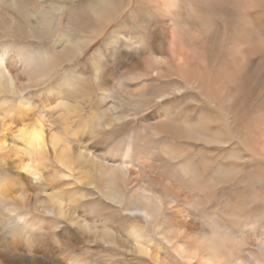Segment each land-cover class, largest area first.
Here are the masks:
<instances>
[{
    "label": "bare ground",
    "instance_id": "bare-ground-1",
    "mask_svg": "<svg viewBox=\"0 0 264 264\" xmlns=\"http://www.w3.org/2000/svg\"><path fill=\"white\" fill-rule=\"evenodd\" d=\"M138 2L83 72L104 5L0 0V264H264V0Z\"/></svg>",
    "mask_w": 264,
    "mask_h": 264
},
{
    "label": "rangeland",
    "instance_id": "rangeland-1",
    "mask_svg": "<svg viewBox=\"0 0 264 264\" xmlns=\"http://www.w3.org/2000/svg\"><path fill=\"white\" fill-rule=\"evenodd\" d=\"M91 1H93V2H95V0H90V2ZM98 1H101V2H103V3H108V0H98ZM120 1H122V0H120ZM138 1H140V0H131V8H130V10L129 11H127L126 13H123V15L122 16H120L118 19H117V21L115 22H113L114 24L112 25L111 24V21H107L106 19H104L103 20V22H102V27H100V29L99 30H96V31H102V33H101V35L96 39V43H95V46L93 47V48H91V49H89L88 51H87V53H86V55H84V57L83 58H81L78 62H76V63H74L73 65H69V66H65V68L64 69H67V71H69V70H71L72 68H73V66L75 65L76 67H82V71L83 72H85V70L83 69V68H87L86 67V65L88 66V69H91L90 67H89V61H91V58H92V56L96 53V52H100L102 55H103V57L105 58V61H106V64H107V69L106 70H108L109 72L110 71H112L116 66H115V64H116V62H113V63H111V58H109V56L107 55L108 54V47H106V45H105V43H106V41L108 40V38L111 36L110 34H112L114 31H116V30H118V29H121V30H123V28H120V26H121V24L122 23H124V26H125V28L126 27H130V28H133V31L134 32H130L129 30H127V29H125V31H123V32H125V33H133V34H137V35H139V36H141L142 35V32L140 31V30H136V28L134 27V25H135V23H134V21H133V19H132V14H134V11L136 10V8L139 6V5H142V4H140ZM79 3H80V1L78 2V1H75L74 3H72V4H65V6H64V10H65V13H64V16L67 14V12H72L73 11V13L75 12V10H78V8H80L81 6V9H83V7H85V1H84V3L83 4H81L80 3V6H79ZM97 5H102V3H95V5L94 6H96L97 7ZM66 8V9H65ZM76 8V9H75ZM70 9H72V10H70ZM138 9V8H137ZM130 15V16H129ZM83 16V17H82ZM82 16H79V17H77L78 18V20L79 21H81V25H82V23H83V26L85 25V26H87V25H89V23H90V25H92L91 23H93V21L92 22H87L88 21V19H87V17L85 16V15H82ZM82 17V18H81ZM85 17V18H84ZM84 19V20H83ZM85 22H87V23H85ZM115 29V30H114ZM112 32V33H111ZM125 50V49H124ZM122 52H124V51H122ZM127 54V53H126ZM102 57V59H104ZM84 65V66H83ZM78 67V69H80ZM87 71V70H86ZM105 71H103V73H104ZM102 76L104 77V76H106V74L104 75V74H102ZM85 78V77H84ZM78 90L80 89L81 90V88H77ZM90 89H92V91H94V93H93V98H94V100H93V102H95L96 101V103L98 104V106H100L99 105V96H100V91H99V89H98V87H97V83H94V84H92V86L90 87ZM73 103V102H72ZM95 103V104H96ZM149 113V111H146V112H142V113H140L139 115H137V116H135V117H131L130 118V122H131V120H132V122H134L135 123V126H134V128L133 129H130V130H127V129H124V128H121V129H119L115 134H114V137H113V139H114V144L116 145V143L118 142V141H124V140H127L128 138H130V137H132V135L135 133V132H137L140 128H141V120H142V118L145 116V115H147ZM130 114H132V113H130ZM141 220H142V218H141ZM143 221V220H142ZM144 223V222H143Z\"/></svg>",
    "mask_w": 264,
    "mask_h": 264
},
{
    "label": "crops",
    "instance_id": "crops-1",
    "mask_svg": "<svg viewBox=\"0 0 264 264\" xmlns=\"http://www.w3.org/2000/svg\"><path fill=\"white\" fill-rule=\"evenodd\" d=\"M102 3L104 5L103 7V14H102V22L104 19L107 21H111V24L113 25L114 21L116 22L117 19L123 15V13H126L127 11L130 10L131 6V0H108V3H103L101 1L95 0V3ZM100 5V6H102ZM130 16V15H129ZM101 26L97 28V30L100 29ZM120 27L125 28L124 24L122 23ZM102 31H96L95 35L98 38L99 35H101ZM124 32L122 31L120 34H123ZM107 47V41L105 43ZM99 52V51H98ZM103 57V56H102ZM104 58V57H103Z\"/></svg>",
    "mask_w": 264,
    "mask_h": 264
}]
</instances>
